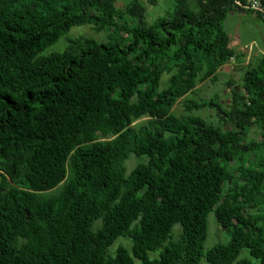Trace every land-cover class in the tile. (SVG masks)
<instances>
[{
	"label": "trees",
	"instance_id": "1",
	"mask_svg": "<svg viewBox=\"0 0 264 264\" xmlns=\"http://www.w3.org/2000/svg\"><path fill=\"white\" fill-rule=\"evenodd\" d=\"M117 1L0 0V264H264V53L245 63L223 26L262 15ZM79 24L106 40L42 54ZM230 59L227 105L186 97ZM210 213L227 238L205 247Z\"/></svg>",
	"mask_w": 264,
	"mask_h": 264
},
{
	"label": "rangeland",
	"instance_id": "2",
	"mask_svg": "<svg viewBox=\"0 0 264 264\" xmlns=\"http://www.w3.org/2000/svg\"><path fill=\"white\" fill-rule=\"evenodd\" d=\"M129 0H118L117 6L126 4ZM146 3V0H142ZM171 6V0H157V4L150 6L147 11V17L152 20L155 16L161 15L164 11ZM224 29L227 32L230 40V45L238 51H242L245 54V60L255 59L264 53V22L262 19L257 18L252 12H246L244 10H235L227 14L224 23ZM84 36L93 37L98 41H105L106 34L104 31H96L89 24L74 25L70 30L63 36H61L55 43L45 48L42 54H48L50 52L61 51L67 44V40L70 37ZM236 62L230 59L227 63L222 65L217 70V80L215 83L209 81H202L197 83L194 91L189 93L186 97L198 99L210 97L213 93L217 92L220 96L221 103L227 105L229 103L230 88L226 81L232 79L235 82H239L241 78V71L238 70ZM168 75L164 74L161 86L166 84ZM172 110L176 115H182L185 113L182 105V98L176 100L172 106ZM195 114L205 116L207 113H212L211 110L202 109L194 111ZM144 121V118L138 119L137 122ZM250 135L252 138H257L255 131H251ZM140 160L139 157H130L126 160L127 170L130 169L136 162ZM208 224V235L204 242L205 247L211 246L213 243L218 241H225L226 236L220 230L215 217L210 213L207 217ZM174 227H177L175 225ZM178 228V227H177ZM177 229L174 230V233ZM122 243L129 247L130 243L123 237L118 238L115 244ZM155 253H150L153 256ZM198 264H209L204 258L200 260Z\"/></svg>",
	"mask_w": 264,
	"mask_h": 264
},
{
	"label": "built area",
	"instance_id": "3",
	"mask_svg": "<svg viewBox=\"0 0 264 264\" xmlns=\"http://www.w3.org/2000/svg\"><path fill=\"white\" fill-rule=\"evenodd\" d=\"M239 5L243 8L250 9L253 12H259L264 19V5L259 0H245Z\"/></svg>",
	"mask_w": 264,
	"mask_h": 264
}]
</instances>
